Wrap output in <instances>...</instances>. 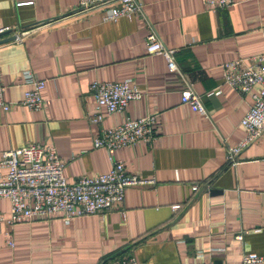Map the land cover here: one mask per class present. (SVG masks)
<instances>
[{
	"label": "crops",
	"instance_id": "obj_1",
	"mask_svg": "<svg viewBox=\"0 0 264 264\" xmlns=\"http://www.w3.org/2000/svg\"><path fill=\"white\" fill-rule=\"evenodd\" d=\"M137 1L139 12L105 20L99 9L75 11L77 0H0V27L11 29L0 38L26 31L0 43L5 100L21 98L23 70L45 79L41 109L0 110V156L48 143L69 182L107 171L117 159L151 179L125 186L113 209L67 221L57 213L9 224L10 204L0 197V264H109L128 253L137 264L237 263L246 251L264 254V132L235 162L226 160L227 148L244 135L240 119L252 97L222 77L223 62L264 52V0L216 8L208 0ZM150 31L175 48L177 70H168L162 53L146 50ZM122 79L140 95L92 120L91 81ZM188 88L205 113L181 101ZM149 113L151 141L93 146L103 129Z\"/></svg>",
	"mask_w": 264,
	"mask_h": 264
},
{
	"label": "built area",
	"instance_id": "obj_2",
	"mask_svg": "<svg viewBox=\"0 0 264 264\" xmlns=\"http://www.w3.org/2000/svg\"><path fill=\"white\" fill-rule=\"evenodd\" d=\"M233 0H208L212 8L226 7ZM99 9L103 19L116 20L119 16H131L140 11L137 0H77L75 11ZM9 26L0 27V35ZM25 30L14 31L13 40H19ZM146 50L150 53H162L169 71L177 70L175 48L166 47L154 31L146 37ZM222 77L225 83L242 93H250L252 102L240 119L244 135L233 146L227 148L226 160L233 163L239 152L264 132V52L247 58H237L222 63ZM21 79L27 87L18 101L9 102L4 98V83L0 78V110L7 111L15 105H24L28 109L43 107L41 89L45 79L30 69L21 73ZM89 90L94 97L96 109L92 120L102 116L100 109L107 112L124 110L128 102L140 95L137 86L130 79L93 80ZM220 87L212 89L220 92ZM181 101L193 110L205 113L206 108L199 95L193 89H186ZM155 114L141 117L126 116L121 122L102 130L93 138V146L114 148L133 144L138 140L149 142L154 138L153 124ZM65 162L60 158L54 145L31 142L19 147L3 150L0 156V197L8 199L10 208L5 218L9 224L33 219H48L57 213L67 221L70 217L91 213H103L120 205L124 197V187L132 184L151 182V179L139 177L128 171L123 161L112 162L109 170L94 174H84L69 182L63 173ZM196 189L197 185L194 184ZM173 209L179 204L171 205ZM241 235H238L240 237ZM109 264H137L132 253L111 259ZM208 264H264V254L246 251L237 263L220 262Z\"/></svg>",
	"mask_w": 264,
	"mask_h": 264
},
{
	"label": "water",
	"instance_id": "obj_3",
	"mask_svg": "<svg viewBox=\"0 0 264 264\" xmlns=\"http://www.w3.org/2000/svg\"><path fill=\"white\" fill-rule=\"evenodd\" d=\"M13 38H14V35H11V36H8V37H2V38H0V43L4 42V41H7V40H10V39H13Z\"/></svg>",
	"mask_w": 264,
	"mask_h": 264
}]
</instances>
